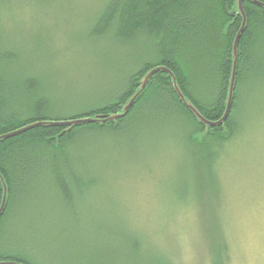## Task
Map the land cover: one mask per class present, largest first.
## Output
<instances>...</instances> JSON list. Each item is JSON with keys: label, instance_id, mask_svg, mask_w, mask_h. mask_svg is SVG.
<instances>
[{"label": "rangeland", "instance_id": "obj_1", "mask_svg": "<svg viewBox=\"0 0 264 264\" xmlns=\"http://www.w3.org/2000/svg\"><path fill=\"white\" fill-rule=\"evenodd\" d=\"M110 2L0 0V49L18 59L7 76L39 77L54 92L51 115L109 101L157 59L146 37L120 45L115 30L92 36ZM256 40L234 115L239 134L223 149L193 145L179 117L146 108L110 132L119 134L84 142L96 150L84 155L93 184L66 204L45 189L33 195L9 217L5 249L33 264H264V33ZM107 89L113 96L98 100Z\"/></svg>", "mask_w": 264, "mask_h": 264}, {"label": "trees", "instance_id": "obj_2", "mask_svg": "<svg viewBox=\"0 0 264 264\" xmlns=\"http://www.w3.org/2000/svg\"><path fill=\"white\" fill-rule=\"evenodd\" d=\"M257 1L264 4V0ZM244 10L248 27L239 42L233 107L222 126L209 128L201 123L177 95L173 78L166 72H158L130 112L119 120L71 128L45 124L0 142V175L7 187L6 207L0 217V263L33 264L5 249L9 217L16 211L21 213L33 195L41 197L43 189L60 204L71 203L76 192L82 195L86 187L93 184L90 180L86 182L84 177V155L96 157V150H85L83 143L119 134L110 132L132 126V121L146 108L152 117L175 114L181 119L190 142L202 149L209 144L223 149L237 137L240 129L234 115L239 106L240 88L247 73L252 72L251 51L256 37L264 33V8L246 1ZM241 24L237 0H111L92 36L98 38L115 30L114 38L120 45H127L136 36L146 37L157 59L146 62L130 74L124 87L114 96L107 94L109 89L102 91L104 95L98 100L113 96L109 101L68 118L50 114L54 92L46 89L39 77L22 72L15 74L14 69L13 76H7L6 67L18 59L13 53L0 49V137L37 123L122 114L141 90L148 73L157 67L168 68L187 102L208 121L217 122L226 111L233 45ZM219 161L218 155L211 157L208 166L213 173L218 171ZM4 182L0 179V208Z\"/></svg>", "mask_w": 264, "mask_h": 264}, {"label": "water", "instance_id": "obj_3", "mask_svg": "<svg viewBox=\"0 0 264 264\" xmlns=\"http://www.w3.org/2000/svg\"><path fill=\"white\" fill-rule=\"evenodd\" d=\"M246 1H249V2L255 4L259 7L264 8V4L260 3L257 0H237V13L242 17V24H241V27H240V29H239L236 37H235V41H234V45H233V69H232V74H231L229 96H228L226 111H225V114L221 120H219L217 122H212V121H208L207 119H205L191 103L187 102L184 95L181 93L178 85L176 84V78L174 77V74L166 67H157L148 73V75L144 79L143 85L141 86V90L130 100L128 105L124 108L122 114L115 115L113 117L99 116V117H95L93 119L88 118V119H78V120L61 121V122H53V123H37L34 125H30L28 127H25L24 129H21L17 132H14V133H11L9 135L0 137V142L7 140V139H10V138H13V137H16L22 133H26L30 130L35 129V128L45 126V124H50L51 126H62V127L71 128V127H80L83 125L91 124L93 122H104L106 120H112V121L119 120V119L125 117L130 112V110L133 108L136 100L140 96L141 92L146 89V87L149 84L152 77L155 74H157L158 72H166L173 78L174 89H175L177 95L182 100V102L188 107V109L192 112V114L195 115L196 118L201 123H203L205 126H207L209 128L222 126L228 120V118L231 114L233 101H234V93H235V89H236V77H237V71H238L239 42H240L242 35L244 34V32L246 31V29L248 27V19H247L245 10H244V3ZM0 179H2V181L4 182V179L1 175H0ZM6 201H7V187H6V184L4 182V198H3V202H2V205L0 208V217L3 215V213L5 211ZM0 264H18V263H0Z\"/></svg>", "mask_w": 264, "mask_h": 264}]
</instances>
